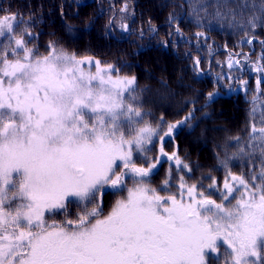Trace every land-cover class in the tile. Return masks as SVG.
Instances as JSON below:
<instances>
[{"label":"snow or ice","instance_id":"6c2138e0","mask_svg":"<svg viewBox=\"0 0 264 264\" xmlns=\"http://www.w3.org/2000/svg\"><path fill=\"white\" fill-rule=\"evenodd\" d=\"M189 6L197 18L207 7H215L220 18L228 14L221 8L249 7ZM260 8L264 12V4ZM126 9L127 3L121 11ZM15 20V15L0 17V37L8 41L0 42V264H205L207 255L219 257L223 245L230 257L224 264H264V126L252 124L250 151L233 138L238 151L228 159L247 157L250 177L229 171L219 202L184 176L175 192L168 178L162 188L153 187L149 177L164 157L177 171L191 168L176 151L165 152L163 143L147 166L133 159L159 135L158 126L141 123L136 77H121L114 65L78 58L53 41L39 55L25 40L32 33L17 34L10 22ZM121 27L128 30L127 24ZM193 63L199 67V58ZM260 84L257 79V91ZM214 96L208 93V99ZM252 100L254 114L260 101ZM192 115L168 124L160 141ZM211 179L209 189L217 184ZM108 190L127 195L105 215ZM56 213L65 220L50 223L46 214Z\"/></svg>","mask_w":264,"mask_h":264},{"label":"trees","instance_id":"16d2710c","mask_svg":"<svg viewBox=\"0 0 264 264\" xmlns=\"http://www.w3.org/2000/svg\"><path fill=\"white\" fill-rule=\"evenodd\" d=\"M125 3L127 9L121 11ZM191 3L229 6L247 3L249 7H232L231 11L221 8V12H228L223 18L215 16V7H207L197 18L192 14ZM262 4L264 0H0V16L15 15L16 20L10 22L16 33L25 29L31 32L25 40L39 55H45L49 42L53 41L58 47L76 53L78 58L93 56L102 64L114 65L121 77L135 76V95L143 114L141 123L158 126L159 135H163L164 127L191 111L192 118L170 137L161 142L159 135L154 136L146 145V152L135 153L142 158L137 164L142 160L147 163L145 157H154L159 143H163L167 153L174 148L191 171H177L175 163L164 157L149 177L151 186L160 189L168 178V187L175 192L180 176H184L189 184L197 183L198 190L202 186L206 195L219 202L229 171L243 174L246 179L250 177L247 157L228 159L238 151L233 138L239 137V145L250 151L246 145L252 124L264 126L260 124L264 114V72L257 70L264 67ZM21 18L27 23L21 22ZM122 24L128 25L127 31ZM54 29H59L58 33ZM86 32L88 40L84 39ZM198 32L204 36L198 37ZM0 42L8 41L0 37ZM197 57L199 67L193 63ZM228 59H233L231 67ZM257 79L261 80L259 91ZM241 81H246V85ZM210 92H215L212 99H208ZM253 96L260 101L254 114ZM181 136L190 142L191 151H185L184 146L180 149ZM194 148L202 155L196 151L192 154ZM258 157L257 152L256 170H259ZM212 177L217 184L209 189ZM128 183L131 186V181ZM120 194L106 192L104 213ZM114 195L118 197L113 201ZM122 195L126 196V191ZM76 211L74 205L70 206L69 217L74 218ZM46 219L59 223L65 216L46 214ZM225 249L221 246L219 257L215 253L207 255L205 264H224L230 259Z\"/></svg>","mask_w":264,"mask_h":264},{"label":"rangeland","instance_id":"374dc122","mask_svg":"<svg viewBox=\"0 0 264 264\" xmlns=\"http://www.w3.org/2000/svg\"><path fill=\"white\" fill-rule=\"evenodd\" d=\"M4 16V15H3ZM3 16H0V17H3ZM66 18H67V16H66ZM68 21H71L70 19H68ZM49 27L50 28H53V25H49ZM54 30H56V33H58V31H59V29H54ZM84 35V39H86V40H88V38H87V32L86 33H84L83 34ZM93 57V56H92ZM95 58V57H94ZM95 59H98V58H95ZM98 60H100V59H98ZM233 59H228V61H232ZM82 67H84L85 68V70L86 71H89V70H91V71H95V68H94V66H90V65H82ZM151 68V67H150ZM151 70L152 71H155L153 68H151ZM113 76H114V78H115V76H116V74L114 73L113 74ZM188 84H191V83H188ZM173 97V96H172ZM173 99H176V100H178V98H174L173 97ZM168 126V125H167ZM167 126L166 127H164V132L167 130ZM163 132V133H164ZM199 134H200V132H199ZM182 137V139H183V141L179 138L178 139V141L180 142V149H181V147L182 146H184V150L185 151H191V148H190V142H187V139H185V137H183V136H181ZM160 144L161 143H159V145H158V152L154 155V157H152V156H150L149 157V159H145V160H149L147 163H145V162H143V160L142 161H140V163L139 164H137V165H140V164H144V166H147V164H149V163H151L152 161H153V159L156 157V156H158V155H160V153H159V149H160ZM194 144V143H193ZM194 145H197V144H194ZM193 145V146H194ZM196 148L198 147V145L197 146H195ZM196 148H194L193 149V151H192V154L193 153H196V152H198L197 150H196ZM210 150L214 153V151H213V146H211L210 147ZM173 151H175V149L174 148H169V154H171ZM196 151V152H195ZM198 154H201L200 152H198ZM202 155V154H201ZM136 158V163H138V161H139V159L141 160L142 158H141V156L139 157V158H137V156H135V153H134V155H133V159H135ZM151 158V159H150ZM195 158V157H194ZM165 166L166 165H163L162 167L163 168H165ZM107 192V191H106ZM104 196L106 197V200H107V198H108V196L106 195V193L104 194ZM121 196H123L122 195V193L119 195V197H121ZM118 196L117 195H114V198H113V201L117 198ZM112 202V201H111ZM114 204V203H113ZM264 255V254H263ZM205 262H206V260H205Z\"/></svg>","mask_w":264,"mask_h":264},{"label":"flooded vegetation","instance_id":"af4514ba","mask_svg":"<svg viewBox=\"0 0 264 264\" xmlns=\"http://www.w3.org/2000/svg\"><path fill=\"white\" fill-rule=\"evenodd\" d=\"M110 209H111V206H110ZM110 209H109V210H110ZM109 210H108V211H109ZM108 211H107L106 213H104V214L106 215V214L108 213Z\"/></svg>","mask_w":264,"mask_h":264}]
</instances>
